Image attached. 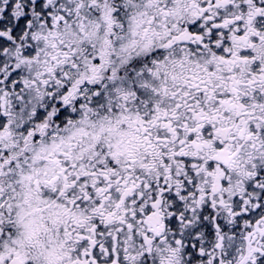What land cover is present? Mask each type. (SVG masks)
Instances as JSON below:
<instances>
[{
	"label": "snow or ice",
	"instance_id": "obj_1",
	"mask_svg": "<svg viewBox=\"0 0 264 264\" xmlns=\"http://www.w3.org/2000/svg\"><path fill=\"white\" fill-rule=\"evenodd\" d=\"M0 264H264V0H0Z\"/></svg>",
	"mask_w": 264,
	"mask_h": 264
}]
</instances>
